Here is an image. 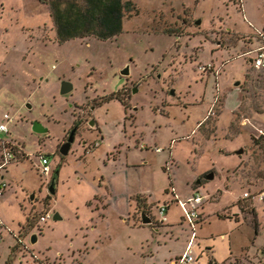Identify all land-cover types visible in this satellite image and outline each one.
Listing matches in <instances>:
<instances>
[{"label":"rangeland","instance_id":"obj_1","mask_svg":"<svg viewBox=\"0 0 264 264\" xmlns=\"http://www.w3.org/2000/svg\"><path fill=\"white\" fill-rule=\"evenodd\" d=\"M135 1L117 37L60 44L47 3L0 0V123L12 118L0 133V264H169L191 236L175 200L195 191L192 264L264 262V69L245 54L264 27V0ZM124 65L139 77L149 68L153 90L134 100ZM115 90L122 105L90 112ZM35 119L47 133L32 131ZM1 139L14 154L7 164Z\"/></svg>","mask_w":264,"mask_h":264},{"label":"trees","instance_id":"obj_2","mask_svg":"<svg viewBox=\"0 0 264 264\" xmlns=\"http://www.w3.org/2000/svg\"><path fill=\"white\" fill-rule=\"evenodd\" d=\"M41 1L49 6L60 42L85 36L108 39L121 31L123 10L127 11L133 6L131 0ZM54 173L57 174V169ZM136 200L139 204V200Z\"/></svg>","mask_w":264,"mask_h":264},{"label":"built area","instance_id":"obj_3","mask_svg":"<svg viewBox=\"0 0 264 264\" xmlns=\"http://www.w3.org/2000/svg\"><path fill=\"white\" fill-rule=\"evenodd\" d=\"M257 36V44L253 46L251 49H249L247 52H245L246 55H249V62L251 63V66L255 69H264V29L257 30L256 32ZM200 69L204 70L206 69V66H202ZM3 118L6 122L0 123V133H7L8 132V123L12 121V118L9 116L8 113L3 114ZM1 144L3 147L2 156H3V163L7 164L10 160L13 159L14 154L12 153L11 149H7L8 142L1 139ZM155 150H160L159 147H156ZM42 161V172L48 173L49 172V164L48 159L45 156L41 157ZM4 187V184L0 185V195L2 194V188ZM260 198H262L260 196ZM183 211L182 219L186 222H188L190 228H191V236L189 241L187 242L186 248L183 251V253L175 258L171 259L169 264H192L195 260L193 255V245H194V239L196 237V223L200 217L198 211H197V204L201 202V196L200 194L195 191L192 196H190L186 201H181L176 199ZM170 202H165L163 204H160L158 209L159 218L161 221L165 220V213L167 208L169 207ZM49 217V214L46 212L45 214L40 216V219H46ZM2 226V221L0 219V227ZM263 250H264V241H263ZM261 264H264L262 262Z\"/></svg>","mask_w":264,"mask_h":264},{"label":"flooded vegetation","instance_id":"obj_4","mask_svg":"<svg viewBox=\"0 0 264 264\" xmlns=\"http://www.w3.org/2000/svg\"><path fill=\"white\" fill-rule=\"evenodd\" d=\"M198 21H200L199 23H198ZM195 24H200L201 23V19H195ZM122 32V30L119 32V33H117V34H115V35H113L112 37H110V38H108V39H105V40H109V39H111V38H115V37H117L120 33ZM166 34H169V33H166ZM55 37L57 38V31H56V35H55ZM95 37V36H94ZM75 38H77V37H75ZM96 38V37H95ZM71 39H74V38H70V39H67V40H65V41H62V42H60L59 40H58V38H57V42L58 43H60V44H62V43H64V42H66V41H68V40H71ZM97 39H99V38H97ZM99 40H102V39H99ZM130 61H132V59H130ZM126 67H128V74L127 75H124V74H122L121 73V71L123 70V69H125ZM151 67V66H150ZM200 72H202V73H205L206 72V70L204 69V70H200ZM119 73H120V77H123V78H125L126 79V82L123 84V85H125L126 83H127V81H133L134 82V84H133V86H132V89H131V94H132V98H134V100H135V97H136V94H138V93H144L145 92V90H146V87H148V86H150V89H152V84H153V81L151 80V78H148V74H149V68H148V70L146 71V73L144 74V75H142V76H134L132 73H131V71H130V66L129 65H124V67L122 68V69H120V71H119ZM63 80H67V79H62L61 81H63ZM67 81H70V80H67ZM71 82V81H70ZM73 84V83H72ZM122 85V86H123ZM165 85L167 86V83H165ZM173 85V84H172ZM73 88H74V86H73ZM119 88H121V87H119ZM118 88V89H119ZM117 89V90H118ZM117 90H115V91H110L111 93H110V95L109 96H104L100 101H96L95 103H97V104H91V106H90V112L91 113H93V111H94V109L96 108V107H99V106H101L102 104H106V103H109L110 101H112V100H116V101H118L121 105H122V101H121V99H120V97L118 96V91ZM153 90V89H152ZM73 91V89L70 91V92H72ZM168 91H169V97H171V98H173L174 97V95H175V92H176V89H174L173 88V86H171V88L170 89H168ZM70 92H68V93H66V94H69ZM164 92H165V90H164ZM177 93V92H176ZM66 94H62V95H66ZM178 95H179V93H177ZM166 95H164V97H165ZM181 97V96H180ZM165 102H167V101H165ZM169 102H171V101H169ZM168 102V104L166 103H164V110H165V108H166V110H167V107H169L171 104ZM184 107H186V105H183ZM142 106H140L139 105V107H135L134 108V115H135V113H136V111L139 109V108H141ZM165 114V113H164ZM134 119H136V117L134 116L133 117ZM96 119V118H95ZM94 118H90L89 119V124L90 125H94V124H96V122H98V120L96 121ZM35 120H37V119H35ZM34 121V120H33ZM39 121V120H38ZM99 123V122H98ZM199 125H201L202 124V122L200 123H198ZM79 122L78 121H75V123H74V126L69 130V132H68V136H69V133H70V131L72 130V129H74V139H73V141H72V143H71V145L75 142V137H76V134H77V131H78V129H79ZM99 125H100V123H99ZM45 126V125H44ZM46 127V126H45ZM101 127V126H100ZM48 128V127H47ZM48 132V131H47ZM47 132H45V133H47ZM34 133H36V132H34ZM38 134H44V133H38ZM91 135H96L94 132H91L90 133V136ZM68 136L66 137V139L63 141V143L67 140V138H68ZM62 143V144H63ZM84 146H83V149L85 150L86 148H87V153H91V150H90V148H88L89 146H90V144H83ZM97 146H99V143L97 142ZM70 149H71V147H70ZM95 150V149H94ZM93 150V151H94ZM116 159V158H115ZM114 159V160H115Z\"/></svg>","mask_w":264,"mask_h":264},{"label":"water","instance_id":"obj_5","mask_svg":"<svg viewBox=\"0 0 264 264\" xmlns=\"http://www.w3.org/2000/svg\"><path fill=\"white\" fill-rule=\"evenodd\" d=\"M200 21H198L199 23ZM122 74L124 75H127L128 74V67H126L125 69H123L121 71ZM73 89V84L72 82L70 81H67V80H63L61 81L60 83V94H66L68 92H70L71 90ZM28 107H30V105H28ZM31 128H32V131L36 132V133H45L48 131V128L45 127L40 121L38 120H34L32 122V125H31ZM74 139V129H72L69 133V136L67 138V140L61 144L60 148H59V152L62 154V155H66L68 152H69V149L71 147V143ZM240 152V151H239ZM213 177V173H209L207 175V178H212ZM55 183H56V173L53 174L52 176V179H51V183H50V186H49V192L50 193H53L54 190H55ZM53 218H58V215L57 213L54 214ZM141 222L143 224H146V223H151V218L147 215H145L144 213L141 214ZM36 240V235L33 234L31 236V241H35Z\"/></svg>","mask_w":264,"mask_h":264},{"label":"crops","instance_id":"obj_6","mask_svg":"<svg viewBox=\"0 0 264 264\" xmlns=\"http://www.w3.org/2000/svg\"><path fill=\"white\" fill-rule=\"evenodd\" d=\"M122 2L124 1V0H121ZM131 2L133 3V6H131L130 8H129V10H123V15H122V19H121V30H122V28H123V21L125 20L124 19V17L126 16V15H131L132 14V11L134 12V13H136L137 12V7H139L138 6V3L135 1V0H131ZM49 15H50V12H49ZM50 18H51V21H52V26H54V21H53V18L50 16ZM54 34L56 35V26H54ZM78 38V37H77ZM199 123V122H198ZM136 193H138V194H143V195H145L146 196V198H147V200H148V197H147V194H146V192L144 193V191H142V192H136ZM148 194H150V193H148ZM146 200V201H147ZM167 211V210H166ZM166 220V219H165ZM143 224H141V225H137V226H142ZM164 228V227H163ZM155 231H156V229H155ZM157 232V231H156ZM171 260V259H170Z\"/></svg>","mask_w":264,"mask_h":264}]
</instances>
